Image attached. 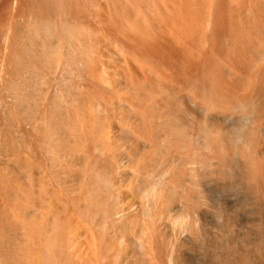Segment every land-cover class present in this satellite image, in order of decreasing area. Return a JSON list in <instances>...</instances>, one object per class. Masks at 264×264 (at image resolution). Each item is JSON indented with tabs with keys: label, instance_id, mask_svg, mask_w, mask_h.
Wrapping results in <instances>:
<instances>
[{
	"label": "rangeland",
	"instance_id": "rangeland-1",
	"mask_svg": "<svg viewBox=\"0 0 264 264\" xmlns=\"http://www.w3.org/2000/svg\"><path fill=\"white\" fill-rule=\"evenodd\" d=\"M263 112L264 0H0V264H162L177 221L254 224Z\"/></svg>",
	"mask_w": 264,
	"mask_h": 264
},
{
	"label": "bare ground",
	"instance_id": "bare-ground-1",
	"mask_svg": "<svg viewBox=\"0 0 264 264\" xmlns=\"http://www.w3.org/2000/svg\"><path fill=\"white\" fill-rule=\"evenodd\" d=\"M12 31V30H11ZM14 31V30H13ZM10 32L11 33V35L14 33V32ZM9 37H10V34H7V35H5L4 37H3V40H4V43L5 44H7L8 43V41H11V39L9 40ZM9 43H11V42H9ZM9 43H8V45H9ZM8 45H6V46H8ZM4 71L3 70H1V73H3ZM264 113V112H263ZM253 114V113H252ZM255 114L257 115L258 113H254L253 115H254V117H252L253 119H254V123H256L257 121H255V120H257L258 118V120H260L261 118H263L264 116H262L261 117V115L260 114H258L257 116H258V118H256L255 117ZM250 117V116H249ZM251 118V119H252ZM250 119V120H251ZM248 121H249V118H248ZM248 121H246V122H248ZM251 121H253V120H251ZM245 122V123H246ZM244 122H243V124H241L240 123V128H241V125H244L245 124ZM248 123H252V122H248ZM247 123V124H248ZM247 124L246 125H244V126H246L247 128H248V126L250 125H248L247 126ZM253 124V123H252ZM253 125H255V124H253ZM244 126H242L244 129L243 130H245V128L246 127H244ZM257 126V124L253 127V128H257L256 127ZM249 127H252L251 125L249 126ZM249 129V128H248ZM247 129V130H248ZM251 129V128H250ZM262 129V128H261ZM249 131V130H248ZM245 132V131H244ZM238 133V132H237ZM241 133V132H240ZM243 133V132H242ZM240 134L239 135V137H244V135L245 134ZM239 134V133H238ZM249 135V133L247 134V136ZM238 136V135H237ZM247 136H245V137H247ZM250 137V136H249ZM235 138L237 139L238 137H236L235 136ZM234 138V139H235ZM242 139H244V138H238L236 141H235V143L238 141V143H239V140H242ZM250 139V138H249ZM244 141H245V139H244ZM243 141V142H244ZM247 141H248V139H247ZM246 141V142H247ZM251 141V140H250ZM245 142V143H246ZM249 142V141H248ZM237 143V144H238ZM240 143L243 145L244 143H242V141H240ZM239 143V144H240ZM251 142H249V145L247 146L246 144H244V146H246V147H248L249 148V146L251 145L250 144ZM238 146H241V145H238ZM244 146H242V147H244ZM245 147V149H247L248 150V148H246ZM239 148V147H238ZM240 149V148H239ZM257 147H255V151H257ZM261 149V148H260ZM263 150H264V148H262ZM261 149V150H262ZM262 150V152H264ZM259 152H260V150H258ZM257 151V152H258ZM255 153V152H254ZM259 154H257L256 156H258ZM252 156V155H251ZM253 156H255V154L253 155ZM252 156V158H256V157H253ZM249 157V156H248ZM247 157V158H248ZM259 157V156H258ZM257 157V158H258ZM260 157H262V156H260ZM172 158V157H171ZM246 158V159H247ZM256 158V159H257ZM169 159H170V157H169ZM174 159V158H173ZM249 159V158H248ZM245 160V159H244ZM259 160H262L261 158H259ZM169 161V160H168ZM168 161H166V162H168ZM172 161V160H171ZM177 162L178 161V159L176 160H174V162ZM246 162L248 161V160H245ZM250 161H251V158H250ZM263 161V160H262ZM173 161H172V164L174 163ZM175 162V163H176ZM252 162H253V160H252ZM251 162V163H252ZM255 162V161H254ZM264 162V161H263ZM262 162V163H263ZM170 163V162H169ZM169 163H167V164H169ZM261 163V162H260ZM259 163V164H260ZM166 163L164 162V165H165ZM167 164H166V166H167ZM171 164V165H172ZM257 164V163H256ZM251 165H253V163L251 164ZM255 165V164H254ZM261 165V164H260ZM168 166H170V165H168ZM167 166V167H168ZM258 166L259 165H257V169H258V172H259V174H261L260 172L261 171H264V170H262V168H260V166H259V168L261 169H259L258 168ZM262 166V165H261ZM264 166V165H263ZM164 167V166H163ZM253 167V166H252ZM255 168V169H256ZM264 168V167H263ZM169 169H171V166H170V168ZM254 168H253V172H254V170H255ZM162 170H163V168H162ZM252 170V169H251ZM260 170V171H259ZM252 172V171H251ZM162 174V177H163V175L165 174V175H169V173H168V169L166 168V169H164L163 170V172H161ZM257 173V171L255 170V174ZM263 176H264V174H263ZM164 177H166V176H164ZM236 178V177H235ZM261 178H262V176H261ZM233 179V181L232 182H236L237 183V178H236V180L234 179V177L232 178ZM232 179H229V180H232ZM224 180V179H223ZM264 180V179H263ZM221 181H222V179L220 180V183H221ZM218 182V181H217ZM217 182L216 183H214V184H217ZM222 182H224L225 183V181H222ZM229 182V181H228ZM232 182H230V183H232ZM239 182H241V181H239ZM220 183H218L219 185H220ZM228 184V183H227ZM240 185L241 184H243L242 182L241 183H239ZM221 185H226V184H221ZM220 185V186H221ZM233 185V184H232ZM227 186V185H226ZM229 186V185H228ZM235 186H236V184H235ZM231 187V188H236V187ZM262 186H264V183H262ZM218 188V186H215L214 187V189L215 188ZM224 187V186H223ZM240 187V186H239ZM243 188H245V186H242ZM219 188H221V189H223L222 187H219ZM227 188V187H226ZM229 188V187H228ZM238 188V187H237ZM241 188V187H240ZM243 188H241V189H243ZM249 188V187H248ZM234 189H233V191H234ZM263 189V188H262ZM216 191L217 190H219V189H215ZM214 190V191H215ZM229 191H232V190H230V188L228 189ZM235 190H239V189H235ZM221 191V190H220ZM223 191H225L224 189L222 190V192ZM253 191V190H252ZM255 192H256V190H254ZM259 193H260V190H257ZM221 192V193H222ZM234 192H236V191H234ZM254 192V193H255ZM258 192H256V193H258ZM262 193L264 192V190L263 191H261ZM218 193V192H217ZM221 193L219 194V195H221ZM223 193H226V192H223ZM230 193V192H229ZM236 193H239L238 191L236 192ZM243 193H247V191L245 192L244 190H243ZM249 193H250V191H249ZM261 193V194H262ZM240 194V193H239ZM251 194V193H250ZM253 195V194H252ZM257 195H259V194H257ZM264 195V194H263ZM263 195H261V196H263ZM232 196V195H231ZM247 196H249V195H247ZM254 196H256L255 194H254ZM225 197L226 196H224V197H222V198H224V201L226 200L225 199ZM227 197H229V195H227ZM257 197V196H256ZM255 197V198H256ZM261 199H263L264 198V196L263 197H260ZM260 198L258 197V201L260 202ZM221 199V198H220ZM230 199H231V197H230ZM230 199H227V200H230ZM233 199V198H232ZM232 199L230 200V201H232ZM226 200V201H227ZM234 200V199H233ZM225 201V202H226ZM264 201V199L262 200V202ZM220 202H221V200H220ZM225 202H223V203H225ZM255 202V201H254ZM256 202H257V200H256ZM227 203V202H226ZM264 203V202H263ZM228 204V203H227ZM258 204H260V203H258ZM235 205V204H234ZM233 205V207H235ZM238 205V204H237ZM257 205V204H256ZM219 206H220V204H219ZM223 206H224V204H223ZM228 206V205H227ZM240 206V205H239ZM253 206H255V205H253ZM224 207H226V206H224ZM223 207V208H224ZM232 207V206H231ZM232 207V208H233ZM238 207V206H237ZM241 207V206H240ZM264 207V206H263ZM212 208V207H211ZM214 208V207H213ZM218 208V207H217ZM216 208V209H217ZM222 208V206L219 208V209H221ZM231 208V210H235V209H232ZM236 208V207H235ZM246 208V207H245ZM254 208V207H253ZM257 208H258V206H257ZM197 209V208H196ZM201 208H199V210H200ZM204 209H205V207H204ZM238 209V208H237ZM237 209H236V212L235 213H238V211H237ZM246 209H248V208H246ZM250 209V208H249ZM248 209V210H249ZM209 211H210V209H208ZM208 210H206V212L208 211ZM215 210V209H214ZM225 209H222V211H224ZM247 210V211H248ZM251 210H253L252 208H251ZM251 210H249L248 211V213H252V211ZM255 210V209H254ZM261 210H262V208H261ZM259 211V212H262V213H259V214H257L258 212L256 211V212H254V214L255 215H260L261 216V219L259 218L260 216H258V218H257V216L255 217L256 218V220H258V221H256V220H253V219H255L253 216H251V217H253V219H251V221H252V223L255 221V222H257L256 224H255V222H254V224H249V220H247V221H249V222H247L246 221V219H245V223L243 222V223H237V224H235V222H237V221H240L239 219L237 220V218H235L234 219V217H233V221H235V222H231L230 224L229 223H227V224H225L227 221H225L226 220V218L227 217H225L226 215H222V217H225V220H224V218H222L225 222H224V224L222 225V224H218V220H220V223H222L221 222V220L222 219H220V218H218L217 219V224H216V226L214 225V226H209V225H207L206 224V222H205V219H204V222L205 223H202V221H201V223L202 224H200V222L199 223H197V222H191V221H189V222H191V223H186V222H176L177 224H175V223H173V224H175V226H176V229H175V227H173V230H175V232L176 233H174L173 231L171 232L170 231V233H173V234H175V235H172L173 236V238L171 239H167L168 240V244H167V248L165 247L166 246V244H164L165 246H161V248L162 247H165L164 249H169V251H166L167 252V254H165V256L163 257L164 259H162L163 261H160L162 264H235V263H237L238 261H239V257L237 258V256H242L243 255V257H244V261H245V263H243L242 262V264H264V212L263 211ZM203 211L204 210H202V213H203ZM209 211H208V213H209ZM217 211H219V210H216V212ZM228 211V212H227ZM225 210V212H227V214L228 213H230V207L228 206V210ZM240 211H244V212H246L244 209H243V207H241V210ZM194 212H196V211H194ZM197 212H198V210H197ZM206 212H204V214H206L207 215V213ZM211 212H212V209H211ZM216 212L215 213H212V215L213 214H216ZM234 212V211H233ZM198 213H201V211L200 212H198ZM219 213V212H218ZM224 213V212H223ZM232 213V212H231ZM235 213H233V215L235 214ZM241 213V212H240ZM239 213V214H240ZM250 213V214H251ZM209 214H211V213H209ZM238 214V215H239ZM243 214H246V213H243ZM253 214V213H252ZM251 214V215H252ZM194 215V214H193ZM211 215V216H212ZM218 215V214H217ZM217 215L215 216V215H213V219L215 218V217H217ZM220 215H221V213H220ZM220 215H218V217L220 216ZM230 216H231V214H229ZM237 215V214H236ZM237 215V216H238ZM241 215V214H240ZM195 217L194 218H197V217H199V216H197V215H194ZM197 216V217H196ZM209 216V215H208ZM210 216V217H211ZM215 216V217H214ZM242 216V215H241ZM240 216V217H241ZM244 216V215H243ZM248 216V215H247ZM201 217V216H200ZM193 218V217H192ZM203 218H204V216H203ZM208 218V217H207ZM206 218V219H207ZM239 218V217H238ZM245 218H247L246 216H245ZM200 219V218H199ZM213 219H209L210 221L211 220H213ZM216 219V218H215ZM229 219V222H230V219L231 218H228ZM248 219H250V216H249V218ZM195 220H197V219H195ZM203 220V219H202ZM180 221V220H179ZM192 221H193V219H192ZM207 221V220H206ZM260 221V222H259ZM208 222V221H207ZM214 222H215V220L213 221V224H214ZM212 223V222H211ZM251 223V222H250ZM167 226H169V225H167ZM167 226H166V228H167ZM172 226V225H171ZM170 226V227H171ZM174 226V225H173ZM164 227V226H163ZM162 229H165V228H162ZM172 229V228H171ZM170 230V229H169ZM230 231V232H229ZM222 232H229L231 235H233L234 234V236L236 237V241L233 243L231 240H234L233 238L232 239H228V240H230V242H232V244H230L229 243V241L227 242L226 241V239L228 238L227 236H229V238H230V235H224ZM163 233V232H162ZM165 233V232H164ZM167 233H168V231H167ZM166 233V234H167ZM219 233H221L222 234V236L223 237H220L221 236V234H219ZM193 234V235H192ZM225 234H227V233H225ZM162 235H164V234H162ZM195 235V236H194ZM197 235V236H196ZM171 237V236H170ZM227 237V238H226ZM160 238H162V237H160ZM167 238H169V237H167ZM227 242V244H229L230 246H228V247H230V248H232V250H233V252H229L228 250V248H227V246L225 247V245L223 246V244L221 245V243L224 241L223 239ZM165 239V238H164ZM219 239H222V240H219ZM167 240H166V242H167ZM162 241V240H161ZM161 241H159V242H161ZM164 241V240H163ZM164 243V242H163ZM225 243V242H224ZM241 244V246H242V249H240L241 247L239 246ZM161 245V243H159V246ZM222 247H225V248H222ZM240 247V248H239ZM160 247H158V249H159ZM256 248H258V250H259V256L260 257H257L256 255H255V250H256ZM164 249L163 250H161V251H163L164 252ZM220 249V252L221 251H223V250H225L224 252H225V254H224V252L221 254L218 250ZM218 251V253H216V252ZM231 254V255H234L233 257V260H232V256H231V259L229 258V256H230V254L228 253V252ZM231 251V250H230ZM166 252H164V253H166ZM169 252V253H168ZM227 252V253H226ZM257 252V251H256ZM159 253V252H158ZM220 253V254H219ZM233 253V254H232ZM229 255V256H227V255ZM256 254H258V253H256ZM162 256H163V253L161 254ZM160 255V257H162ZM235 255H237L236 256V258L238 259V260H236L235 261ZM158 256V255H157ZM152 257V256H151ZM242 257V258H243ZM156 257H154V259H155ZM150 259V258H149ZM147 260V259H146ZM160 260V259H159ZM159 260L157 259L156 261H158V263H159ZM152 261V258L150 259V261H149V263ZM234 261H235V263H234ZM153 262H155L154 260H153ZM153 262H151V264H153ZM148 263V264H149ZM239 264H240V262H238ZM155 264V263H154Z\"/></svg>",
	"mask_w": 264,
	"mask_h": 264
}]
</instances>
